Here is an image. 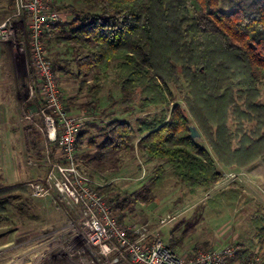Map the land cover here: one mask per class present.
<instances>
[{
	"label": "trees",
	"instance_id": "1",
	"mask_svg": "<svg viewBox=\"0 0 264 264\" xmlns=\"http://www.w3.org/2000/svg\"><path fill=\"white\" fill-rule=\"evenodd\" d=\"M7 6L15 9L14 0ZM62 8L71 18L56 23L42 40L46 50L64 48L48 59L55 71L73 73L78 80V90L86 96L79 107L94 114L102 91L112 84L119 100L109 90L110 106L118 103L128 114L136 106L145 112L131 123L115 117L114 109L101 110L100 140L87 135L94 125L85 123L76 146L88 136L94 151L83 155L86 166L98 171L119 166L117 155L136 149L145 161H160L154 181L163 177L167 165L181 184L196 190L218 182L224 169L264 163L259 89L264 80V0H76ZM70 63L73 71L67 69ZM29 76L39 93L30 63ZM63 101L69 111L73 103ZM40 102L42 107L44 100ZM151 107L156 111L146 112ZM190 123L202 141L190 138ZM108 188L96 190L103 194ZM241 193L240 186L222 188L208 204L232 209ZM4 204L7 200H0L1 210ZM249 226L254 232L249 247L233 257L239 264H251L255 245L264 251V209L250 215Z\"/></svg>",
	"mask_w": 264,
	"mask_h": 264
},
{
	"label": "rangeland",
	"instance_id": "2",
	"mask_svg": "<svg viewBox=\"0 0 264 264\" xmlns=\"http://www.w3.org/2000/svg\"><path fill=\"white\" fill-rule=\"evenodd\" d=\"M74 2L55 0L54 8L60 11L61 21L71 18L62 7ZM7 5L8 0H0V14L4 15L1 23L7 21L8 29L7 37H0V200H7L0 208V264H126L115 252L101 253L98 247L85 245L77 238L76 222L80 215L58 191L38 193L31 185L38 183L46 187L44 180L50 162H62L63 158L59 137L47 138L44 117L39 112L43 94L35 92L29 76V63L33 66L27 42L28 17L25 13L14 15L15 9ZM63 49L48 46L46 55L53 57ZM67 69L73 71V64H68ZM56 73L64 100L73 103L69 113L81 118L82 129L85 123H93L87 135L96 140L101 138L97 130L103 124L101 110L114 109L115 117L131 123L145 113L138 106L132 114L123 112L118 103L110 106L109 90L119 100L112 84L102 91L99 110L87 113L79 107L86 96L78 90L74 74ZM34 76L37 82L35 72ZM259 89L264 100V80ZM154 111L153 107L146 109V112ZM88 136L76 146L77 165L86 170L84 174L94 181L95 188L109 185L103 194L109 201L113 200L110 202L113 214L120 224L146 226L152 235L159 236L177 254L186 257L199 250L220 249L226 245H238L239 249L249 247L254 234L249 217L257 208L264 209V173L260 174L264 163L254 162L253 169L251 165L240 170L224 169L218 182L190 190L167 165H163V177L154 181L160 161L147 162L136 149L129 155L119 153L117 156L122 161L119 166L103 171L86 166L83 155L94 151L87 144ZM229 171L240 174L234 179L226 178L225 173ZM232 185L242 189L235 207L212 209L208 204L212 195ZM253 253L254 259L259 257L255 264L264 261V251L257 245ZM228 264H239V261L232 257Z\"/></svg>",
	"mask_w": 264,
	"mask_h": 264
},
{
	"label": "built area",
	"instance_id": "3",
	"mask_svg": "<svg viewBox=\"0 0 264 264\" xmlns=\"http://www.w3.org/2000/svg\"><path fill=\"white\" fill-rule=\"evenodd\" d=\"M54 0H14V15L28 17V47L31 64L39 81L44 105L39 112L47 127V138L60 141L63 161H51L45 177L46 187L32 183L38 193L54 189L67 204L80 215L77 238L85 245L99 248L101 253L115 252L126 264H228L236 255L238 245H226L220 249L199 250L189 256L177 254L146 226H124L113 214L110 201L96 190L94 181L78 169L76 140L81 118L65 108L63 93L56 71L46 55L42 40L60 22V12L54 8ZM7 21L0 23V37H7ZM240 173L229 171L226 178L234 179ZM224 175V174H223ZM164 222V219L161 220ZM134 233V235H132ZM256 256L251 264H255ZM255 261V262H254Z\"/></svg>",
	"mask_w": 264,
	"mask_h": 264
},
{
	"label": "water",
	"instance_id": "4",
	"mask_svg": "<svg viewBox=\"0 0 264 264\" xmlns=\"http://www.w3.org/2000/svg\"><path fill=\"white\" fill-rule=\"evenodd\" d=\"M189 136L193 140H200L202 138L200 131L194 123L188 125Z\"/></svg>",
	"mask_w": 264,
	"mask_h": 264
},
{
	"label": "crops",
	"instance_id": "5",
	"mask_svg": "<svg viewBox=\"0 0 264 264\" xmlns=\"http://www.w3.org/2000/svg\"><path fill=\"white\" fill-rule=\"evenodd\" d=\"M54 1H55V0H54ZM14 91H15V90H13L12 92L15 93ZM13 93H12V94H13ZM252 165H253V164H252ZM252 165H251V166H252ZM253 167H254V166H252V169H253ZM254 169H255V168H254ZM260 170H261L260 174L264 173V168H261ZM250 171L253 172L252 170H250ZM257 174H259V172H258Z\"/></svg>",
	"mask_w": 264,
	"mask_h": 264
}]
</instances>
